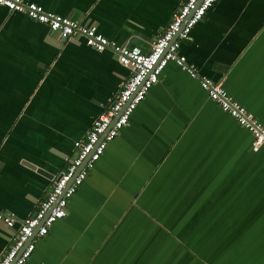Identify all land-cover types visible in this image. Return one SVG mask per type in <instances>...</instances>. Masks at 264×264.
<instances>
[{"label": "crops", "instance_id": "1", "mask_svg": "<svg viewBox=\"0 0 264 264\" xmlns=\"http://www.w3.org/2000/svg\"><path fill=\"white\" fill-rule=\"evenodd\" d=\"M26 1L147 48L183 0ZM178 54L264 126V0H216ZM128 76L0 6V212L17 219L0 221V258ZM199 78L164 67L26 264H264V149Z\"/></svg>", "mask_w": 264, "mask_h": 264}, {"label": "built area", "instance_id": "2", "mask_svg": "<svg viewBox=\"0 0 264 264\" xmlns=\"http://www.w3.org/2000/svg\"><path fill=\"white\" fill-rule=\"evenodd\" d=\"M215 2L216 0H183L163 33L149 43L147 48H142L117 44L99 34L95 26L82 25L76 20L46 11L35 3L26 0H0V6L10 12L21 13L62 37H82L85 44L95 51L109 49L115 54L118 63L129 70V76L116 97L97 115L85 137L73 143L75 156L47 188L36 211L18 221V229L1 256L0 264H26L35 249L34 239L45 237L53 223L65 217L67 203L83 183L87 170L93 167L107 144L128 124L132 112L149 89L158 82L160 73L169 62H174L190 77L199 78L195 68L186 63L184 56L178 54V49L182 42L189 39L191 29ZM199 84L223 112L251 135V151L264 149V126L221 85L204 77L199 78ZM0 221L6 227L13 228L17 219L0 212ZM33 236L34 239L31 240Z\"/></svg>", "mask_w": 264, "mask_h": 264}, {"label": "rangeland", "instance_id": "3", "mask_svg": "<svg viewBox=\"0 0 264 264\" xmlns=\"http://www.w3.org/2000/svg\"><path fill=\"white\" fill-rule=\"evenodd\" d=\"M177 241H178V244L182 246V248H186V246H187L188 248L192 247V244H191L188 240H186V239H184V238H182V239H177ZM193 250H194L195 252H198V250H197L196 248H194V247H193ZM199 258H201V257H199ZM200 260H201V259H200Z\"/></svg>", "mask_w": 264, "mask_h": 264}, {"label": "water", "instance_id": "4", "mask_svg": "<svg viewBox=\"0 0 264 264\" xmlns=\"http://www.w3.org/2000/svg\"><path fill=\"white\" fill-rule=\"evenodd\" d=\"M34 239V236L31 238V240H33Z\"/></svg>", "mask_w": 264, "mask_h": 264}]
</instances>
